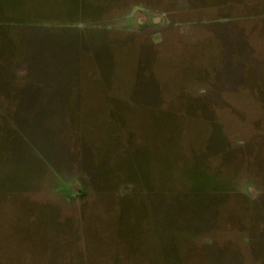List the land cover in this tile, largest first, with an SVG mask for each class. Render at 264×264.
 Returning a JSON list of instances; mask_svg holds the SVG:
<instances>
[{"label": "rangeland", "instance_id": "1", "mask_svg": "<svg viewBox=\"0 0 264 264\" xmlns=\"http://www.w3.org/2000/svg\"><path fill=\"white\" fill-rule=\"evenodd\" d=\"M0 264H264V0H0Z\"/></svg>", "mask_w": 264, "mask_h": 264}]
</instances>
